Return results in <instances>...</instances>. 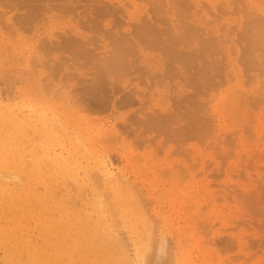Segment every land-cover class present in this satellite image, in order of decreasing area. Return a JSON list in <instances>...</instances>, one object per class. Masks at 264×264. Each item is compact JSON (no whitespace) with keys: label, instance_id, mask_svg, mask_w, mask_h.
Instances as JSON below:
<instances>
[{"label":"rangeland","instance_id":"obj_1","mask_svg":"<svg viewBox=\"0 0 264 264\" xmlns=\"http://www.w3.org/2000/svg\"><path fill=\"white\" fill-rule=\"evenodd\" d=\"M100 1L103 2V0ZM147 1L149 0H112V2L104 0L100 3L109 5L117 2V4L113 3L115 8L111 7L112 4L109 7L116 10L115 15L120 17L117 18L123 20H120L121 23H127L121 27L118 26L121 28L118 29L119 32L122 30L126 33L135 28L132 24V26L129 25V22L139 24L138 21L141 19L139 17L144 14L145 17L142 16L144 19L149 18L147 8H149L148 5L151 7L153 4ZM189 1L192 6V8L189 7L191 15L200 22L204 20L203 24L208 21L210 23L224 21L225 25L227 23L229 25L223 26V29L219 27L221 29L219 35L223 34L221 42L217 41L207 49L209 56L215 61H212L213 64L217 63L214 65V70L218 69L217 76L216 73L213 74L215 78L212 76L214 78L211 79L212 81L206 82L203 79L207 84H204L205 86L199 84L200 88L199 85L196 88L193 84L191 85V82L188 84L187 80H184L185 77L180 78L179 75L163 80L165 83L161 80H159L161 83H158V80L153 82L149 80L146 84H140L139 82L142 81H138V78L131 80L132 73L139 74H135L136 71H134L130 73L131 76L125 77L123 85L120 84L121 90H118V85L115 87V91L118 90V92L115 93V88H111L112 90H108L105 97L98 93L103 98L102 101L106 98L107 104L104 101L101 105V98V102H96L99 100L97 96L96 104L91 102L92 105H86L79 100L78 94L85 93L81 94L79 88L92 76L89 74L93 70L87 73L93 69L88 70L91 63L87 65V61H82V57L80 60L79 56H76L75 60L74 53L72 54L74 57L70 53L68 55L69 50L61 47V44L55 46L52 42L60 40L58 37L60 38L61 32L62 36H67V30L72 35L77 31L81 36L89 37L91 29L84 24L85 29L88 30L84 31L83 22L81 29L77 24L79 20H76L80 19L79 16L81 17L80 13L84 7H79L78 10L81 12L77 9L74 11L79 15H76L77 17L71 15L73 14L71 10V13L67 11L65 15L61 13L60 15H64L62 17L59 15L61 10L52 8L53 11H51L45 8L51 12L40 11L41 16L39 14L32 16L34 20L26 21V24L24 17H19L20 22H17L19 18H15L26 10L21 4L23 0H0V158H7V167L5 166L7 169L4 167L5 169L0 168V170H5L2 173L6 175L9 172H17L21 176V182L18 181L19 187L17 186L22 195L20 203L29 202L26 209L19 208L18 211L7 215L0 210L1 217L4 215L2 219L0 217L1 225H9L18 237L17 240L14 236L11 244L15 246L18 243L19 250L24 253L22 258L20 254L10 256L6 246L0 243V264H14L19 258L23 259L22 262L32 264V252L27 248V243L22 240L25 237L30 238L32 233H40L36 239L42 250L44 246V251L47 253L41 256L44 264H264V75H261L258 69L253 72L245 66V57H248L245 52L247 41H244L246 39L243 37L239 39L236 32L239 29L237 30L238 22L235 18L239 16L234 11L232 13L229 10L230 13L225 10L228 11L225 13L222 10L227 6V3H223L224 0L222 2L221 0ZM221 3L224 4L222 8ZM86 6L91 8V5ZM55 11L59 16L54 15ZM109 15L112 16V14ZM124 15L127 17L124 18ZM111 16L103 17V28L104 24L113 20ZM21 20L23 24L25 22L24 25L21 24ZM103 28L100 26L97 30L103 31ZM224 29L231 32L227 31L229 34L226 33V36ZM102 31L100 34L103 36L105 34ZM116 31L117 28L110 30V32ZM85 32H88L86 36ZM100 34L93 35L94 38L91 36V39L97 41L98 45L99 42L101 43L99 46L101 48L97 51L103 52L110 41L108 37H102ZM79 37L76 36V38ZM41 39H45V44L49 41L52 48L49 50L60 48V52L52 51L51 55L47 52L49 57L44 47H37ZM106 43L107 45L103 47L102 45ZM94 44L92 43L90 47ZM96 44L95 46H98ZM94 47L92 49L95 50ZM42 49L49 60L46 61L47 56L46 59L43 57L45 60L42 59L44 55L41 53ZM149 51L152 52V50ZM61 52L65 58L68 56L69 59L71 56L73 62L80 60L83 63L78 61L74 65L69 59L66 63L64 61L65 64L62 66L58 60L59 56H63L60 55ZM153 53H155L154 50ZM31 58L34 61H36L35 58H40V63L36 62L40 66H36L37 64L33 63ZM209 60L208 63L212 64ZM57 63L61 67H56ZM67 63L68 65L73 63L75 67L71 66V70ZM79 63L81 65L85 63L88 68L86 66L84 68L87 70L82 69L83 66L77 69L76 66ZM213 64L209 66L212 68ZM73 68H76L77 72L73 71ZM210 73H214L213 69ZM149 82L152 83L151 86ZM212 83L215 84L209 86ZM136 87L140 88V91H136V94L140 92V95L128 99L133 93L130 91ZM141 89H144V92ZM187 90H192L194 94L192 91L188 93ZM205 92L207 95H204ZM190 93L194 95V101L198 105L192 100L191 103L185 101L188 94V100H190L192 96ZM124 94L130 95L125 96V101L122 98ZM129 100H132L131 102L137 100V103L128 105L131 103ZM186 106L201 110L197 113L192 108L190 112L195 111L197 116L194 112L195 119L192 116L188 121L200 119L198 123L201 122L204 126L202 128L205 129H202L199 124L196 125L195 121L193 125L192 120L191 123L189 121L185 124L180 116L176 119L177 123L175 122L171 127H181V138L178 137L180 133L177 134L173 128L178 135H175L174 140H172L173 137L169 139L168 133L165 137L168 129L164 130L165 134L153 128L150 130V127L147 128L148 130L145 129L142 119H146V113L149 112L151 115V112L154 113L156 110L159 113L172 107L180 108L182 112L179 110L177 112L186 116L187 110L186 112L182 110ZM12 110L22 117L20 120L24 116L30 120V123L23 121L28 127L23 128L25 125L21 124L20 120L16 125L8 123L7 117ZM174 112L173 110L172 113ZM187 127L201 128L204 136L199 134L198 137L196 135L191 138L193 131L191 130L192 132L188 134L185 131ZM206 127H211V130L207 128V132L210 131L208 135L205 134ZM189 128L188 131H190ZM16 130L21 133V136ZM16 133L18 135H15ZM26 155H31L30 158L27 157L30 159L29 162L26 161L29 163L28 166L24 162ZM8 161L11 162L10 165ZM42 161H46L44 162L46 165ZM47 161L51 162L48 163L53 166L52 168L48 166ZM40 164L43 168H40L42 166ZM54 164L57 168H62L61 172ZM43 169H47V172ZM28 173L34 179L30 177V180ZM43 177L48 183H51L50 179L54 186L46 185ZM29 180L31 187L27 183ZM55 180L61 190L57 188ZM0 181L6 180L0 177ZM55 191H57L56 194H54ZM36 192H38L37 196H35ZM27 195L29 200L25 199ZM65 204L76 205H72L74 208L71 206L74 209L72 211L70 207H64ZM76 210H78L77 214H75ZM63 219H65L64 223H62ZM47 220L48 222L61 220L62 226L55 229L56 231H51L46 240L40 230H42L41 227L45 228ZM34 242L36 243V240ZM92 244L97 247L95 248L97 253L91 257L92 253L88 252L84 261L78 259L80 252L88 251V246ZM108 244L112 248L110 251L113 250L109 257Z\"/></svg>","mask_w":264,"mask_h":264},{"label":"bare ground","instance_id":"obj_2","mask_svg":"<svg viewBox=\"0 0 264 264\" xmlns=\"http://www.w3.org/2000/svg\"><path fill=\"white\" fill-rule=\"evenodd\" d=\"M18 1H20V0H18ZM24 2H21V4L25 7V11H24V13H19V15L17 16V17H15V18H19V17H21V18H25V19H23V20H25V22L27 21V22H31L30 20H32V16H35L36 14H39L40 16H41V14H42V12H43V10H45V8H48V9H52V8H57L59 11L61 10V12L59 13V15L61 14V13H66L67 11H69L70 13H71V11L73 12V14H71V15H73L74 17H77L76 15H78V14H76L74 11L77 9H79V7H81V8H83L84 7V9H82V13H80V15H81V17H82V19H81V17L79 16V18L80 19H76L78 22H77V24L78 25H80V26H78V27H81V29L84 27V31L86 30V31H88L87 29H85V26H84V24L85 25H87L90 29H91V33H90V31H89V37H88V35H87V33L85 34L84 33V35L86 36L87 35V37H84V36H81V34L79 33V32H77V31H75V33L73 32V34L74 35H72V34H70V32H68L69 30H67L66 32H67V36H62V32L61 33H59V34H61L60 35V38L58 37L59 36V34H58V36L57 35H55V36H57L58 37V39H60L59 41H57V42H55L56 40H54V39H52L51 37H50V39L51 40H54V41H52L53 42V44L55 45V46H60V44H61V47H63L64 49H67V50H69L68 52L67 51H63L64 53H68V55H69V53H70V55L71 56H73V55H75V60L77 59V57L76 56H79V59H80V57H82L81 59H82V61L84 60V62H86V64L87 65H89L90 63V66H89V68L86 66V64L84 63L83 65H81L80 63L76 66L77 67V69L78 68H81L82 66H83V68L82 69H86L87 70V68H88V70L89 69H91V68H93V69H91L89 72L87 71V73L89 74V73H91L92 72V70H93V72L91 73V74H89L91 77L89 78L90 80L88 81V80H86V81H88V82H86V81H84V82H86V84H84V85H81L82 87L81 88H79V89H81V90H79L80 92H81V94H82V92H85V93H83L82 95H80V94H78V93H76V96H78V98H79V100L82 102V103H85L86 105L87 104H91V102L92 103H94V104H96L95 103V100H97L98 98H97V96L99 97V100L98 101H96V102H101L102 101V99L103 98H101V96L103 95L104 97H105V94H106V96H107V93L109 92L108 90H112V89H114L117 85H118V87L117 88H119L118 90H121V85H123L124 83V81L123 80H125V77L127 78V75H130L131 76V74L130 73H132V72H134V71H136V73L135 74H137V73H139L138 75H134V73H132V77L133 78H131L130 76H129V80H130V78H131V80L133 79H135V78H138V81L139 80H141L142 82H139L140 84H143V83H145L146 84V81H149L150 80V82H153V81H156V80H158V83L160 82L161 83V81L162 82H164L165 81V79L167 80H169V79H172V78H174L176 75H179V77L181 78V77H185V81L187 80V82H188V84L191 82V85L193 84V86L194 87H196V86H198L199 84H201L202 86H205L204 84H207L206 82H207V80L208 81H210L211 79L213 80L215 77V75L213 76V74H215L216 73V71H218V69L215 71L214 70V65H216L215 63L213 64V62L212 61H214V60H212L211 59V57L209 56V53H208V51H207V49L211 46V45H213V43H215V42H217V41H219V42H221V38H223L222 37V35L223 34H221V36L219 35V30H221V29H223L225 26L226 27H228L229 25H228V23L225 25V22L224 21H219L218 23H217V21H213V22H207V23H202V22H200V20H198L197 18H194L193 17V15H191V12H190V8H192V6L189 4L190 3V1L189 0H149V1H147L148 3H150L151 4V2H152V6L150 7L148 4V7L149 8H147V11L149 10V14H148V19H144L143 17H145V14L144 15H141L139 18H141V19H139V24H137V22H136V24H134L133 22H129L128 24L129 25H133V26H135V28L133 27V30H130V32H126V33H124V31H118V29L120 30L121 28H119L118 26H122V25H125V23L126 22H124V23H121L123 20L122 19H119L120 17L117 15H115L116 14V10L114 9L115 7L113 6V3L115 4H117V2H113V3H111V4H109V5H111V7L113 6L114 8V10L113 9H110L111 7H109V5H106V4H101L100 2H102V1H100V0H98V1H94V0H23ZM91 1V2H90ZM121 1V0H120ZM151 1V2H150ZM240 2H238V0L236 1V0H224L223 1V3L225 4V3H227V6H225V7H223L222 8V6L224 5L223 3H221V8H222V10L223 11H225V10H230L231 12L232 11H234L235 13H236V15H238L239 17H237V18H235V21L236 22H238L237 23V30L239 31V33H238V31H236L237 32V35L239 36V39L241 38V37H243V38H245L246 40H244V41H247V46H246V48H245V46H243L245 49H247L245 52L247 53L246 55H248V57L246 56H244L245 57V62H246V67H247V69H250L251 71H255V69L257 70V71H260V73H261V75H264V73L262 74V72H264V0H239ZM242 1V2H241ZM5 2H7V1H5ZM9 2V1H8ZM86 2V3H85ZM95 2V3H94ZM103 2H104V0H103ZM102 2V3H103ZM106 2V1H105ZM111 2H112V0H111ZM221 2H222V0H221ZM13 3V2H12ZM90 3V4H89ZM92 3V4H91ZM94 3V4H93ZM86 5H91V8H87V7H89V6H86ZM119 5H120V3H119ZM127 5L128 6H130L128 3H127ZM192 5H194V4H192ZM14 6V5H13ZM86 6V7H85ZM122 6H123V4H122ZM118 7V6H117ZM120 7V6H119ZM190 7V8H189ZM14 8V7H13ZM16 8V7H15ZM121 8V7H120ZM123 8H124V6H123ZM118 10H119V8H117ZM16 10L18 11V8H16ZM47 10V9H46ZM45 10V11H46ZM71 10V11H70ZM85 10V11H84ZM120 10H122L121 12H123V9L121 8ZM119 10V11H120ZM40 11H42L41 13H39ZM51 11H53V10H51ZM51 11H48L47 10V12H51ZM65 11V12H64ZM79 11V10H78ZM114 11V12H113ZM125 11V10H124ZM129 11V10H128ZM146 11V12H147ZM200 11V10H199ZM228 11H225V13L226 12H228ZM229 11V12H230ZM79 12H81V11H79ZM120 12V13H121ZM230 12V13H231ZM17 13V12H16ZM44 13V12H43ZM53 13V12H52ZM75 13V14H74ZM119 13V14H120ZM125 13H128V12H126L125 11ZM125 13H122V14H125ZM144 13V12H143ZM148 13V12H147ZM198 13V12H197ZM233 13V12H232ZM24 14V15H23ZM68 14V13H67ZM66 14V15H67ZM109 14H112V16L111 15H109ZM118 14V13H117ZM129 14V13H128ZM17 15V14H16ZM54 15H58V13L55 11V14ZM58 15V16H59ZM65 15V14H64ZM64 15L62 16V15H60V16H62V17H64ZM111 16V19H113V20H111V21H108L106 24H104V28H103V17L104 18H106V16ZM137 15V14H136ZM147 15V14H146ZM53 16V15H52ZM114 16L116 17V18H114ZM125 16L126 15H124V18H125ZM143 16V17H142ZM14 17V16H13ZM29 17V18H28ZM73 17V18H74ZM117 17H119V18H117ZM127 17V16H126ZM223 17V16H222ZM11 18V17H10ZM21 18H19L18 19V21L17 22H20L19 20L21 19ZM31 18V19H30ZM199 18V17H198ZM37 18H35V20H36ZM67 19V18H66ZM72 19V18H71ZM74 19V20H75ZM115 19H117V20H115ZM142 19H144V20H142ZM230 19V18H229ZM34 20V19H33ZM32 20V21H33ZM73 20V21H74ZM81 20V21H80ZM120 20H122V21H119ZM215 20H219V19H215ZM223 20V19H222ZM22 21V20H21ZM16 22V23H17ZM25 22H24V24H25ZM27 22H26V24H27ZM70 22V21H69ZM82 22H83V27H82ZM141 22V23H140ZM205 22V21H204ZM213 23V24H212ZM20 24V23H19ZM21 24H23V21H22V23ZM23 24V25H24ZM30 24V23H29ZM127 24V23H126ZM212 24V25H211ZM221 24H223L222 26H221ZM236 24V23H235ZM131 25V26H132ZM86 26V27H87ZM100 26H101V28H103V34H105V35H101L102 33H101V31L99 32L97 29H99L100 28ZM224 26V27H223ZM75 27V30H77V25H75L74 26ZM219 27L221 28V29H219ZM223 27V28H222ZM117 28V31L116 32H110V30H113V29H116ZM131 28V27H130ZM132 29V28H131ZM64 30H66V29H64ZM71 30V29H70ZM94 30V31H93ZM97 31V33H96V31ZM234 30V29H233ZM236 30V29H235ZM256 30V31H255ZM72 31V30H71ZM224 31H226V32H224L225 34L227 33V34H229L228 32H231V31H229V30H225L224 29ZM228 31V32H227ZM255 31V32H254ZM95 32V34H92V33H94ZM68 33H69V35H68ZM101 33V34H100ZM97 34V36H98V34H100L102 37H108L109 38V46H106L107 45V43L106 44H103L102 46L103 47H105L104 49V51L103 52H100V51H97L99 48H101V47H99L100 45H101V43L99 42V45H98V42L96 41L95 42V40L94 39H91V36L94 38V36ZM225 34H224V36H225ZM227 34H226V36H227ZM94 35V36H93ZM212 36L213 38H215V39H213L212 37H209V36ZM249 35H251V36H249ZM260 35H262V36H260ZM54 36V37H55ZM62 36V37H61ZM76 36H80L79 38H76ZM100 36V37H101ZM260 36V37H259ZM207 37H209V38H207ZM95 38H97V37H95ZM242 38V39H243ZM46 39V38H45ZM45 39H41V42H42V44H41V42H40V45H42V46H40L39 44H38V46L37 47H39V48H43V49H45V51L42 49L41 51H43V52H41L42 54H44V52L45 53H50V55H51V53H52V51H58L60 48H56V50H54V48H53V50H49L51 47H50V43H49V41L48 42H46L47 44H45V42H44V40ZM98 39H100L99 37H98ZM236 39V38H235ZM238 39V40H239ZM93 42H92V41ZM224 40V39H223ZM46 41H47V39H46ZM229 41V40H228ZM52 42H51V44H52ZM94 42H95V44L96 45H98V46H95V44H94ZM102 42V41H101ZM44 43V44H43ZM94 44V48H95V50L94 49H92L93 47H90L91 46V44ZM233 43V42H232ZM241 43V42H240ZM245 43V42H244ZM52 44V45H53ZM45 45H47V47H45ZM49 46V47H48ZM239 46V45H238ZM241 46V45H240ZM49 51H48V50ZM52 49V48H51ZM73 51H72V50ZM149 50H152V52L151 51H149ZM153 50H154V52L155 53H153ZM61 51H62V49H61ZM72 53H71V52ZM39 52V51H38ZM59 52H60V50H59ZM63 52H61L60 53V55L63 53ZM47 53V54H48ZM74 53V54H73ZM33 55H34V52L32 53ZM40 54V53H39ZM42 54H40V55H42ZM42 55V59H44L43 57H45V59L48 57V55ZM73 54V55H72ZM50 55H49V57H50ZM63 55V54H62ZM47 56V57H46ZM59 56V55H58ZM65 55H63V56H59L58 58V60H60V64L63 66V64H65L67 61H69V59H70V62H73L71 59H73V57H69V59L67 58L68 56H66V58L64 57ZM34 57V56H33ZM32 57V58H33ZM35 57H37V56H35ZM38 57H39V55H38ZM41 57V56H40ZM49 57L46 59V61L47 60H49ZM61 57H63L62 59H61ZM31 58V59H32ZM66 60H65V59ZM36 59V61H34L33 59V63L35 62H38V63H40V58H35ZM44 59V60H45ZM80 59V60H81ZM209 59H211V61L209 60ZM55 60H57V58L55 59ZM63 62H62V61ZM80 60H78V61H80ZM208 60L213 64V67L211 68L210 66L212 65V64H210V63H208ZM23 61V60H22ZM64 61H65V63H64ZM78 61H76V62H78ZM82 61H80L81 63H83ZM76 62H73L74 63V65H76L77 63ZM90 62V63H89ZM215 62V61H214ZM22 63V62H21ZM38 63H36L37 65L36 66H40ZM54 63H55V61H54ZM73 63H69L70 65H68V63H67V65L68 66H70V69L72 70V67L71 66H73V67H75L74 65H73ZM22 65H23V63H22ZM57 66L56 67H61V66H59L58 65V63L56 64ZM67 65H66V67H67ZM79 65H81L80 67H79ZM205 65H206V69H205ZM210 65V66H209ZM84 66H86L87 68H84ZM209 66V67H208ZM244 66V67H245ZM43 67V66H42ZM41 67V68H42ZM216 67H218V65L216 66ZM220 68V67H219ZM67 69V68H66ZM74 69V68H73ZM81 69V70H82ZM213 69V71H214V73H210L211 72V70ZM34 70H36L35 68H34ZM33 70V71H34ZM76 70V68L73 70V71H75ZM85 70V71H86ZM249 70V71H250ZM38 71V70H37ZM79 71V70H78ZM76 72H77V70H76ZM84 73V72H83ZM83 75V74H82ZM89 75H87V77L89 76ZM254 76H255V73L253 74ZM258 75V74H257ZM47 75H45V77H46ZM85 76V75H84ZM136 76V77H135ZM214 78H213V77ZM216 76H217V73H216ZM251 76V75H250ZM260 76V75H259ZM212 77V78H211ZM47 78V77H46ZM51 78V77H50ZM49 78V79H50ZM82 79V78H81ZM80 79V84L82 83L81 81L83 80H81ZM86 79H88V78H86ZM145 79V80H144ZM206 81V82H204V80ZM84 80H85V78H84ZM152 80V81H151ZM159 80H161V81H159ZM164 80V81H163ZM203 80V81H202ZM211 80V81H212ZM144 81V82H143ZM215 81H217L216 79H215ZM127 82V81H126ZM150 82H149V84H150ZM204 82V83H203ZM165 83V82H164ZM209 83H211V82H209ZM219 83V82H218ZM121 84V85H120ZM131 84V82L129 81V85ZM154 84V83H153ZM213 84H215V83H212L211 85L209 84V86H212ZM152 85V83L150 84V86ZM128 86V85H127ZM126 86V87H127ZM147 86H149V85H147ZM201 86V87H202ZM121 87V88H120ZM134 87V86H133ZM199 88H200V85L198 86ZM208 87V86H207ZM112 88V89H111ZM124 88V87H123ZM129 88V87H128ZM197 88V87H196ZM199 88H198V90H199ZM77 89V88H76ZM204 89V88H203ZM209 89V88H208ZM207 89V90H208ZM116 90V88L114 89V92L116 93V92H118V90L117 91H115ZM123 90V89H122ZM125 90V89H124ZM129 90V89H128ZM131 90H132V88H131ZM140 91V88L139 89H137V87H136V89L134 88L133 89V91H130V92H133V93H131L132 94V96H130V95H128V94H130L129 93V91H128V94H126L127 95V97H129L128 99H133V98H135L134 96L136 95V96H138V95H140V92L138 93V94H136V91ZM142 90V89H141ZM144 90V89H143ZM142 90V91H143ZM186 90V89H185ZM197 90V91H198ZM201 90V89H200ZM210 90V89H209ZM78 91V92H79ZM108 91V92H107ZM141 91V92H142ZM188 91V90H187ZM190 91H192V90H190ZM190 91H188V93L190 92ZM206 91V90H205ZM79 92V93H80ZM100 92L102 93V94H100ZM127 91H125V93H126ZM144 92V91H143ZM143 92H142V94H143ZM193 92V91H192ZM200 92H202V91H200ZM204 92V91H203ZM208 92V91H207ZM98 93H99V95H101V96H99L98 95ZM113 93V92H112ZM78 94V95H77ZM114 94V93H113ZM112 94V95H113ZM141 94V95H142ZM146 94V93H145ZM145 94H144V96H145ZM187 94V93H186ZM193 94H194V92H193ZM193 94H191L190 93V95H192L191 96V98H190V100H188L189 99V94H188V96H186V100L185 101H190V103H191V100H192V102L195 100V98L193 97L194 95ZM201 94V93H200ZM206 94V92L204 93V95ZM115 95V94H114ZM118 95V94H117ZM125 94L123 95V100L125 101V96H126ZM203 95V94H202ZM207 95V94H206ZM75 96V97H76ZM110 96V95H109ZM121 96V95H120ZM127 97H126V99H127ZM133 97V98H132ZM143 97V96H142ZM141 97V98H142ZM193 97V98H192ZM71 98V97H70ZM77 98V97H76ZM77 98V99H78ZM100 98H101V101H100ZM111 98V97H110ZM85 99H86V101H85ZM105 100V103L107 102L106 101V98H104ZM121 99V98H120ZM127 99V100H128ZM79 100H77V101H79ZM90 102H88V101ZM94 100V101H93ZM107 100H108V98H107ZM73 101H75V100H73ZM80 101L78 102L79 104H80ZM104 101H102V103H101V105H103V102ZM124 101H121V102H124ZM132 100H129V102H131ZM137 100H133V102H131V103H129L128 104V101H127V104L128 105H130V104H132V103H137L136 102ZM184 101V102H185ZM142 102V101H141ZM196 104H197V102L196 101H194ZM199 102H201V101H199ZM198 102V103H199ZM104 103V104H105ZM124 103H126V102H124ZM123 103V104H124ZM134 103V104H135ZM189 102H187V104H188ZM195 103H194V105H195ZM84 104V105H85ZM99 104V103H98ZM107 104V103H106ZM185 105H186V102L184 103ZM92 105V104H91ZM189 105V104H188ZM192 105V104H191ZM198 105V104H197ZM196 105V109L198 108V106ZM204 106V105H203ZM186 107H187V109H186ZM184 109H182V110H184L185 112H186V110H187V112H186V116H185V114H184V116H183V114L182 113H180V112H182V111H180L181 109L180 108H178V109H176V108H172V107H170L169 109H170V112H171V110H172V112H173V110L175 111L174 113H172L171 112V115H170V112L167 110V109H165V110H167V112H165V110L163 111V112H160L159 111V113L157 112V110L154 112V113H156L154 116H156L157 115V117H154L153 116V114L154 113H152L151 112V115L149 114V112L148 113H146L145 115H147L145 118L146 119H142V121H144L143 123L145 124V126H146V128L145 129H147L148 127H150L149 129L150 130H152V128L154 129V130H158V132H160V131H163V133H164V130H170V131H166V136L165 137H167V133H168V136H169V139H172V137H173V139L172 140H174V137H175V135H177L178 133H180L179 134V138H181V130H180V128L177 126V127H175V128H173V127H171L173 124H175V122L177 123V121H176V119H178V117L180 116L181 118H183L182 119V121L186 124V123H189V121H190V123H191V120L192 119H190L189 121H188V119L189 118H192V116H194V112L195 111H193V110H196V109H194L195 107H193V106H186ZM188 107H189V109H188ZM193 108V110H192V113H193V115H192V113L190 112V110ZM201 108V107H200ZM204 108V107H203ZM5 109V108H4ZM3 109V111H5ZM9 109V108H8ZM180 109V110H179ZM177 110H179L180 112H177ZM200 110V109H199ZM199 110H196L197 111V113H198V111ZM7 111V110H6ZM183 111V112H184ZM201 111V110H200ZM199 111V112H200ZM184 112V113H185ZM11 114H9V116H10V118H8L7 117V121H8V123H10L11 125H16L17 123H19V120L22 118V117H19V115L17 114V113H14L13 112V110H12V112H10ZM178 113V114H177ZM183 116H181L180 114ZM196 113V112H195ZM197 113H196V115L195 116H197ZM6 114V113H5ZM4 114V115H5ZM144 114V113H143ZM149 114V115H148ZM176 114V115H175ZM178 115V116H177ZM176 116V117H175ZM195 116L193 117L194 119H195ZM1 117V116H0ZM25 118H26V116H24ZM23 117V119H25ZM148 117V118H147ZM181 118H179L180 120H181ZM20 120L21 121V124H24L25 125V122H23V121H28V123H30L29 121L30 120H28V118H26V120ZM30 119V118H29ZM5 120V119H4ZM179 120V121H180ZM185 120V121H184ZM193 121V125H195V122H196V125H201V128L202 127H204L203 126V124H201V122L200 123H198V121H200V119L198 120V119H196V121L195 120H192ZM195 121V122H194ZM23 122V123H22ZM141 122V121H140ZM139 122V123H140ZM7 123V124H8ZM27 123V124H28ZM140 124H142V123H140ZM2 125V124H1ZM143 125V124H142ZM177 125V124H176ZM205 125V124H204ZM3 126V125H2ZM26 126L27 125H25V127H23V128H26ZM144 126V125H143ZM16 127V126H15ZM28 127V126H27ZM198 127H200V126H198ZM197 127V129H196V127H194V129L196 130V131H194V129H190L189 127H187V129L189 128V130L190 131H188L186 128V130L185 131H187V133L188 134H190L192 131H193V133H191V135L193 136H191V138H194V136L196 137V135H197V137H198V135L199 136H201V135H203L204 136V134H203V130L202 129H205V128H198ZM11 128H13V127H11ZM144 128V127H143ZM175 129L176 131H177V134H175V131H173V129ZM209 130H211L209 127H206V130H205V134L206 135H208V133H210V131L209 132H207V130L208 129ZM14 129V128H13ZM20 129V128H19ZM200 129V130H199ZM25 130H27V129H25ZM148 130V129H147ZM192 130V131H191ZM197 130H199V131H202V133H198L199 131H197ZM2 131V130H1ZM7 132V131H6ZM16 132H17V130H16ZM190 132V133H189ZM207 132V133H206ZM4 133V132H3ZM11 133V132H10ZM18 133V132H17ZM15 134V135H18V134H20V136H21V133H18V134ZM38 133V132H37ZM198 133V134H197ZM2 134V133H1ZM24 134V133H23ZM161 134V133H160ZM159 134V135H160ZM187 134V135H188ZM187 135H185V139H187ZM13 136V135H12ZM26 136H27V134H26ZM171 136V137H170ZM202 136V137H203ZM16 137V136H15ZM177 137V138H178ZM9 138V137H8ZM17 138V137H16ZM15 138V139H16ZM29 138V137H28ZM178 138V139H179ZM190 138V137H189ZM190 138V139H191ZM18 139V138H17ZM16 139V140H17ZM178 139H177V141H178ZM1 140V139H0ZM21 140V139H20ZM172 140H170V141H172ZM19 141V140H18ZM24 141V140H23ZM37 141V140H36ZM13 142V141H12ZM8 143V142H7ZM7 145V144H6ZM16 145V144H15ZM7 147V146H6ZM16 147V146H15ZM26 147V146H25ZM20 149V148H19ZM35 150V149H34ZM28 152V151H27ZM29 152H30V150H29ZM9 154V153H8ZM10 155V154H9ZM32 155V154H31ZM30 155V156H31ZM43 155H45V154H43ZM47 155V154H46ZM30 156H27L26 155V158L27 157H29L30 158ZM8 157V156H7ZM26 158H24V162H26V161H28V160H30V159H26ZM32 158H33V156H32ZM32 158H31V160H32ZM47 158V157H46ZM6 159L7 158H0V168L1 169H3L5 166L7 167V165H6ZM49 159V158H48ZM16 160V159H15ZM54 160V159H53ZM23 162V163H24ZM29 162V161H28ZM28 162H26V166H28L29 165V163ZM35 162V161H34ZM33 162V163H34ZM43 162V161H42ZM44 162H46V161H44ZM43 162V164H45ZM48 162H50V161H47V163ZM10 163L11 162H9L8 161V164L10 165ZM51 163V162H50ZM50 163H48L49 165L48 166H51L50 165ZM53 163V162H52ZM39 164V163H38ZM18 165V164H17ZM42 164H40V166H41ZM46 165V164H45ZM54 166H56L55 164H54ZM60 166H62L63 167V165H60ZM5 167V168H6ZM9 167V166H8ZM11 167V166H10ZM18 167V169H19V166H17ZM39 167V166H38ZM53 166H51V168H52ZM4 168V169H5ZM24 168V167H23ZM40 168H43V165L40 167ZM39 168V169H40ZM45 168V167H44ZM51 168H49L50 170H53V169H51ZM56 168H57V166H56ZM7 169V168H6ZM17 169V170H18ZM57 169H59V167L57 168ZM15 170V169H14ZM43 170H45V169H43ZM47 170V169H46ZM45 170V171H46ZM55 170V169H54ZM60 171L59 172H61V170H62V168L60 167V169H59ZM2 171H4L5 172V170H2ZM2 171L0 170V177L1 178H4L6 181H0V210L2 211V213L5 215H7V214H10V213H13V212H16V211H18V209L19 208H27L28 206H29V202L26 204V202L27 201H25L23 204H21L20 203V200H21V196L22 195H20L21 193H20V190H19V182H21V180H20V178H21V176L17 173V172H15V173H10L9 172V174H4V173H2ZM7 171V170H6ZM19 171V170H18ZM36 171V170H35ZM49 171V170H48ZM21 172H23V170L21 171ZM47 172V171H46ZM45 172V173H46ZM51 172H53V171H51ZM26 174H27V172H25ZM33 174H35L34 172H32ZM21 174V173H20ZM29 174V173H28ZM39 174H41V173H39ZM48 174V173H47ZM46 175V174H45ZM29 177V179H30V174L28 175ZM37 176H38V173H37ZM41 176H43V175H41ZM48 177H50L49 175H48ZM54 177V176H53ZM23 178V177H22ZM32 178V177H31ZM44 178V177H43ZM56 178V177H55ZM26 179V178H25ZM32 179H34V178H32ZM38 179H39V177H38ZM45 179L46 178H44V181H45ZM9 180H11L10 182H9ZM28 180V179H27ZM31 180V179H30ZM30 180H29V182L27 181V183L29 184L30 183ZM19 181V182H18ZM39 181H40V179H39ZM43 181V182H44ZM26 182V181H25ZM24 182V183H25ZM37 182H38V180H37ZM46 182V181H45ZM49 182H51V183H48V182H46V185H49V184H52V181H50V179H49ZM55 182H56V180H55ZM41 183V182H40ZM13 184V185H12ZM26 184V183H25ZM30 185V184H29ZM33 185V184H32ZM35 185V184H34ZM53 186H54V184H52ZM56 185H57V182H56ZM18 186V187H17ZM24 186V189L26 188L25 187V185H23ZM36 187L38 186V185H35ZM43 186H44V184H43ZM30 187H31V185H30ZM29 186H28V188H30ZM42 187V186H41ZM51 185H50V189H51ZM60 187V186H59ZM62 187H63V185H62ZM16 188V189H15ZM22 188V187H21ZM45 188H47V187H45ZM44 188V189H45ZM57 188H58V185H57ZM31 189V188H30ZM36 189V188H35ZM54 189V188H53ZM59 189V188H58ZM56 190V189H55ZM59 190H61V189H59ZM33 191H34V189H33ZM43 191V190H42ZM42 191H40V192H42ZM51 192H53V191H51ZM56 192L57 191H55L54 192V194H56ZM22 193H24V192H22ZM37 193L38 192H36V195L35 196H37ZM60 193V192H59ZM58 193V194H59ZM39 194H41V193H39ZM46 194V193H45ZM31 196V195H30ZM52 196H54L53 194H52ZM60 197V196H59ZM72 197V196H71ZM70 198V197H69ZM26 200H29V195H27L26 196V198H25ZM54 200H56V199H54ZM71 200V199H70ZM32 202V201H31ZM49 202H51V201H49ZM62 202H64V201H62ZM67 202V201H66ZM66 202H64V203H66ZM70 203H71V201H69ZM45 203V202H44ZM73 203V202H72ZM41 205V204H40ZM72 205H76V204H72ZM71 205V206H72ZM15 206H17V207H15ZM33 206V205H32ZM38 206V205H37ZM36 206V207H37ZM51 206V205H50ZM65 206H67L66 204L64 205V207ZM71 206L69 205V206H67V207H70L69 209H71L72 211L74 210V209H72V208H74V206H72V208H71ZM35 207V208H36ZM52 208V207H51ZM56 208V207H55ZM61 208H62V206H61ZM30 209V208H29ZM37 209V208H36ZM48 209V208H47ZM59 209V208H58ZM58 209H57V211H58ZM22 210H24V209H22ZM66 210V209H65ZM48 211V210H47ZM52 211V210H51ZM70 211V210H69ZM68 211V212H69ZM71 211V212H72ZM77 211L78 210H76V213L75 214H77ZM55 212V211H54ZM18 213V212H17ZM25 213V212H24ZM23 213V214H24ZM41 213H42V210H41ZM46 214V213H45ZM57 214V213H56ZM68 214V213H67ZM72 214L74 215V213L72 212ZM82 214H83V212H82ZM81 214V215H82ZM87 214V213H86ZM3 215V216H4ZM42 215H43V213H42ZM54 215V214H53ZM60 215H61V213H60ZM69 215H70V213H69ZM3 216L1 217V215H0V217H1V219L3 218ZM17 216V215H16ZM94 216V215H93ZM38 217V216H37ZM74 217V216H73ZM77 217V216H76ZM81 217V216H80ZM80 217H79V219H80ZM5 218H8V217H5ZM33 218V217H32ZM52 218V217H51ZM56 218V217H55ZM84 218H86V216H84ZM83 218V219H84ZM9 219V218H8ZM34 219V218H33ZM25 220V219H24ZM62 220V219H61ZM61 220L60 221H57V220H51L50 222H48V220H47V222H46V225H45V228H43V227H41L42 228V230L44 231V233H42L43 231L42 230H40V232H41V234L42 235H44L45 236V239L46 238H49V236H50V233H51V231H53V230H55V229H59L60 227V225L62 226V224H61ZM77 221V220H76ZM83 221V220H82ZM88 221V220H87ZM3 222V221H2ZM31 222V221H30ZM65 222V219H63V221H62V223H64ZM78 222V221H77ZM4 223V222H3ZM14 223H15V221H14ZM32 223V222H31ZM84 222H82V224H83ZM92 223V222H91ZM2 223H0V243L3 245V246H6V248H7V252L10 254V256H15V254L16 255H18V254H20V257L21 256H23V252H21L20 250H19V248H18V243H16V245L14 246V245H12L11 244V239L15 236V233H14V231L10 228V226L9 225H1ZM6 224V223H5ZM77 224V223H76ZM93 224V223H92ZM95 224V223H94ZM19 225V224H18ZM80 225V224H79ZM90 226H91V224H90ZM95 227H96V225H95ZM92 230H93V228H91ZM90 230V229H89ZM92 230H90L91 231V233H92ZM56 231V230H55ZM89 231V232H90ZM63 233H64V231H62ZM100 232H101V230H100ZM5 233V234H4ZM17 233H19V232H17ZM35 233V232H34ZM78 234V233H77ZM84 234V233H83ZM88 235H89V233H87ZM86 234V235H87ZM40 235V233H36V234H33L32 233V235H31V237L30 238H28V237H25V238H23L22 240L24 241V242H26L27 243V245H28V249L32 252L31 253V256H32V258H31V260H32V264H44L43 262V257H41L42 255H46L47 253H46V251H44L45 249H44V246H43V250H42V248L40 247V245H39V243H38V241H37V237ZM89 236H92L91 234L89 235ZM16 237V236H15ZM17 238V240H18V237H16ZM52 238V237H51ZM72 238V237H71ZM63 239H65V238H63ZM92 240H93V238H91ZM102 239V238H101ZM36 240V243L34 242ZM39 240V239H38ZM47 240V239H46ZM52 240V239H51ZM61 241H62V239H61ZM65 241V240H64ZM71 241H72V239H71ZM89 241V240H88ZM94 241V240H93ZM101 241V240H100ZM100 241H99V243H100ZM76 242V241H75ZM48 246V245H47ZM63 246V245H62ZM100 246H101V244H100ZM71 247V246H70ZM107 255H108V257H109V254L110 253H113V250L112 251H110L112 248H111V246H110V244H108L107 245ZM88 248H89V250L88 251H81L80 252V256H79V258H78V256H77V258L78 259H80V260H82V261H84V259H85V257H86V255H88L89 253L88 252H91L92 253V256L91 257H93L94 256V254H96L97 252H95V248H97V247H95L94 246V244H92V245H90V246H88ZM4 251V250H3ZM44 251V252H43ZM110 251V252H109ZM5 253V255H7V253L6 252H4ZM113 255V254H112ZM57 256H58V254H57ZM2 257V256H1ZM50 257V256H49ZM12 258V257H11ZM22 258V257H21ZM21 258H19L18 260L16 259L15 260V263L14 264H30V263H28V262H26V261H23L22 262V260L23 259H21ZM45 258H47L46 256H45ZM13 259H15V258H13ZM21 259V260H20ZM49 259H51V258H49ZM52 260V259H51ZM57 260V259H56ZM87 260V259H86ZM14 261V260H13ZM12 261V262H13ZM52 261H54V260H52ZM2 262V261H1ZM11 262V263H12ZM58 263V262H57Z\"/></svg>","mask_w":264,"mask_h":264}]
</instances>
